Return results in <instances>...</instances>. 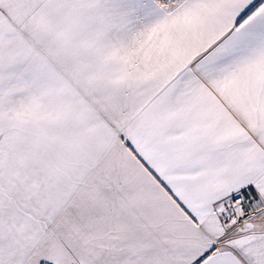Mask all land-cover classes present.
Here are the masks:
<instances>
[{
	"label": "snow or ice",
	"instance_id": "1",
	"mask_svg": "<svg viewBox=\"0 0 264 264\" xmlns=\"http://www.w3.org/2000/svg\"><path fill=\"white\" fill-rule=\"evenodd\" d=\"M0 264H264V0H0Z\"/></svg>",
	"mask_w": 264,
	"mask_h": 264
}]
</instances>
